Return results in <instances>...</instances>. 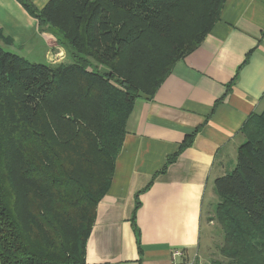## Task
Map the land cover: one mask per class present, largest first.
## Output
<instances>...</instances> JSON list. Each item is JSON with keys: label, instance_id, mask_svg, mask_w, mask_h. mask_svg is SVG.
<instances>
[{"label": "trees", "instance_id": "trees-1", "mask_svg": "<svg viewBox=\"0 0 264 264\" xmlns=\"http://www.w3.org/2000/svg\"><path fill=\"white\" fill-rule=\"evenodd\" d=\"M18 1L69 62L34 63L0 47V264H86L136 99L152 98L200 45L225 0H49L41 9ZM238 133L235 164L213 183L208 220L221 241L212 262L264 264V109ZM139 205L136 195L138 251Z\"/></svg>", "mask_w": 264, "mask_h": 264}, {"label": "crops", "instance_id": "crops-1", "mask_svg": "<svg viewBox=\"0 0 264 264\" xmlns=\"http://www.w3.org/2000/svg\"><path fill=\"white\" fill-rule=\"evenodd\" d=\"M31 1L41 9L49 0ZM0 31L11 39L0 38V47L30 62H69L18 0H0ZM263 109L264 0H225L200 45L174 64L152 98L136 99L110 187L96 206L86 264H169L174 249L183 252L178 264H202L214 180L234 166L248 115ZM136 195L139 251L131 222Z\"/></svg>", "mask_w": 264, "mask_h": 264}, {"label": "rangeland", "instance_id": "rangeland-1", "mask_svg": "<svg viewBox=\"0 0 264 264\" xmlns=\"http://www.w3.org/2000/svg\"><path fill=\"white\" fill-rule=\"evenodd\" d=\"M31 59H32V62L37 61L40 63H44V61H45L43 58L42 59L39 58L40 60H34L35 58H31ZM231 170H229V172ZM212 214H213V211L208 214V217L210 218V216H212ZM206 220H207V217H206ZM205 223H207V221ZM208 232L210 235L209 236V239H210L209 246L210 247L208 248L209 251L206 252V254L207 253L208 254L204 256V259L202 258V262H203L202 264H213L212 260H215L217 258V256L215 255L216 246H218L220 244V241H221L220 228L214 221H212V223H208Z\"/></svg>", "mask_w": 264, "mask_h": 264}, {"label": "built area", "instance_id": "built-area-1", "mask_svg": "<svg viewBox=\"0 0 264 264\" xmlns=\"http://www.w3.org/2000/svg\"><path fill=\"white\" fill-rule=\"evenodd\" d=\"M183 255V252L181 250L174 249L171 252V261L169 264H178V258Z\"/></svg>", "mask_w": 264, "mask_h": 264}]
</instances>
